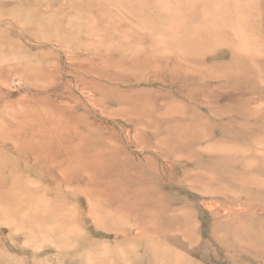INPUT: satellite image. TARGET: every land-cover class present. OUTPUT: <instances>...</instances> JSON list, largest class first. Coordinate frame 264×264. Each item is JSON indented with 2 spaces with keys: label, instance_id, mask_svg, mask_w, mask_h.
I'll use <instances>...</instances> for the list:
<instances>
[{
  "label": "rangeland",
  "instance_id": "rangeland-1",
  "mask_svg": "<svg viewBox=\"0 0 264 264\" xmlns=\"http://www.w3.org/2000/svg\"><path fill=\"white\" fill-rule=\"evenodd\" d=\"M0 264H264V0H0Z\"/></svg>",
  "mask_w": 264,
  "mask_h": 264
}]
</instances>
